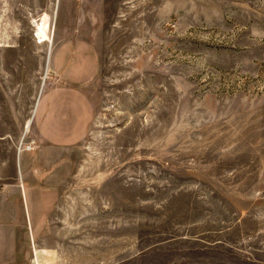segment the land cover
Wrapping results in <instances>:
<instances>
[{"label": "rangeland", "instance_id": "obj_1", "mask_svg": "<svg viewBox=\"0 0 264 264\" xmlns=\"http://www.w3.org/2000/svg\"><path fill=\"white\" fill-rule=\"evenodd\" d=\"M65 72L92 117L58 149ZM18 156L57 196L25 264H264V0H0V199Z\"/></svg>", "mask_w": 264, "mask_h": 264}, {"label": "crops", "instance_id": "obj_2", "mask_svg": "<svg viewBox=\"0 0 264 264\" xmlns=\"http://www.w3.org/2000/svg\"><path fill=\"white\" fill-rule=\"evenodd\" d=\"M59 59L60 56H54L52 62H59ZM67 70L70 71V67ZM67 77L66 72L61 73L59 83L46 87L35 106L33 137L36 142L52 148L66 149L79 143L92 117L86 96L74 80L68 81V77L65 83L63 80ZM14 126L19 130L18 123ZM22 137L23 131L19 141ZM7 138L11 142V138ZM18 169L20 185L9 187L0 199V264L27 262L31 249L45 239L57 199L54 187L28 177V164L19 156Z\"/></svg>", "mask_w": 264, "mask_h": 264}, {"label": "bare ground", "instance_id": "obj_3", "mask_svg": "<svg viewBox=\"0 0 264 264\" xmlns=\"http://www.w3.org/2000/svg\"><path fill=\"white\" fill-rule=\"evenodd\" d=\"M28 124H29V122L26 123V129L28 128Z\"/></svg>", "mask_w": 264, "mask_h": 264}]
</instances>
